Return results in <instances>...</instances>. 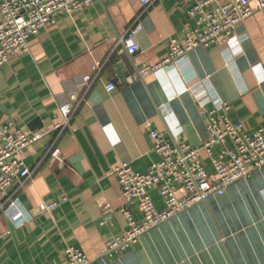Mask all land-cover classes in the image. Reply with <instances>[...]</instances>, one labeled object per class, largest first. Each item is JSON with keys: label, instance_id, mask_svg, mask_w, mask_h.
I'll use <instances>...</instances> for the list:
<instances>
[{"label": "crops", "instance_id": "obj_1", "mask_svg": "<svg viewBox=\"0 0 264 264\" xmlns=\"http://www.w3.org/2000/svg\"><path fill=\"white\" fill-rule=\"evenodd\" d=\"M196 1L145 6L142 0H95L43 28L28 52L0 67V127L14 122L27 132L54 129L62 121L59 106L73 95L83 98L72 128L21 152L33 175L15 180L8 198L28 215L0 212V264H67L69 247L86 253L91 264H264V166L127 250L105 254L107 242L127 228L122 190L111 172L124 163L142 174L150 170L159 160L151 131L193 146L208 140L214 105L200 106L188 90L192 81L207 79L214 103H229L230 120L249 134L264 126V9L236 28L233 47L197 48L179 65L129 82L144 66L164 64L171 39L192 23L188 11ZM138 25L140 50L131 56L119 42ZM55 140L61 161L53 162L46 148ZM204 163L214 174L211 160ZM150 196L163 210L158 190ZM52 203H58L54 210L40 211ZM129 209L143 220L136 203ZM107 215L117 227L99 225Z\"/></svg>", "mask_w": 264, "mask_h": 264}, {"label": "built area", "instance_id": "obj_2", "mask_svg": "<svg viewBox=\"0 0 264 264\" xmlns=\"http://www.w3.org/2000/svg\"><path fill=\"white\" fill-rule=\"evenodd\" d=\"M95 0H3L0 4V67L9 64L19 55L29 51V41L43 28L53 24L63 15L78 14ZM153 0H142L148 6ZM189 2V0H185ZM264 9V0H201L196 1L188 11L192 23L184 28L183 35L173 37L169 44L170 54L161 66H144L136 79H142L164 66L179 65L188 59L197 48L218 45L233 47L237 41L236 28L245 23L254 13ZM138 25L121 38L124 51L133 56L140 50L137 34ZM90 76L84 78L87 85ZM108 91L115 86L110 84ZM188 90L195 96L202 108L214 105L207 118L208 140L193 146L166 134L151 131L154 152L159 160L145 173L136 172L124 163L111 172L118 178L125 205L121 214L127 228L106 244V255L121 253L132 247L147 232L164 224L171 218L191 207L206 203L213 196H222L235 182L264 166V126L249 134L243 124H234L229 117L230 104L214 103L207 79H198L189 84ZM81 96L73 95L71 100L59 106L62 121L54 129L27 132L14 122L0 127V212L14 211L16 215L27 216L15 201L8 198V190L15 180L25 182L33 175L32 170L21 159V152L47 135H59L72 128V120ZM57 140L47 146L46 155L51 160L61 161ZM219 147L215 156L214 149ZM211 160L214 174L207 171L204 160ZM157 189L164 209L156 208L150 192ZM137 204L143 216L138 222L129 209ZM58 203L43 204L42 213L54 210ZM67 264H91L92 260L83 251L74 247L66 250Z\"/></svg>", "mask_w": 264, "mask_h": 264}, {"label": "water", "instance_id": "obj_3", "mask_svg": "<svg viewBox=\"0 0 264 264\" xmlns=\"http://www.w3.org/2000/svg\"><path fill=\"white\" fill-rule=\"evenodd\" d=\"M119 68H121V67L119 66ZM118 74L121 76V81H125L126 78L124 75H122L120 70L118 71ZM80 160H81V156H77L74 159V162L77 164L78 170H82L81 165L79 164ZM104 224H109V225L111 224V225H114L115 227H117V222L114 218H112L111 215H107L103 219L99 220V225H104Z\"/></svg>", "mask_w": 264, "mask_h": 264}]
</instances>
